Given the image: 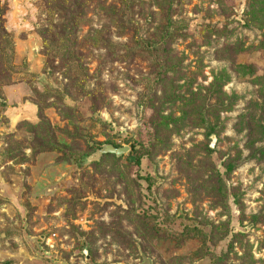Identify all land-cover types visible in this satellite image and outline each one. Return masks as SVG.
<instances>
[{
  "label": "rangeland",
  "instance_id": "374dc122",
  "mask_svg": "<svg viewBox=\"0 0 264 264\" xmlns=\"http://www.w3.org/2000/svg\"><path fill=\"white\" fill-rule=\"evenodd\" d=\"M0 264H264V0H0Z\"/></svg>",
  "mask_w": 264,
  "mask_h": 264
},
{
  "label": "water",
  "instance_id": "95a60500",
  "mask_svg": "<svg viewBox=\"0 0 264 264\" xmlns=\"http://www.w3.org/2000/svg\"><path fill=\"white\" fill-rule=\"evenodd\" d=\"M127 151H128L127 147L117 148V147H114L113 145L105 144V145H102L100 149H97L95 155L101 156L104 154H114L116 157H120L121 155H123V153Z\"/></svg>",
  "mask_w": 264,
  "mask_h": 264
}]
</instances>
